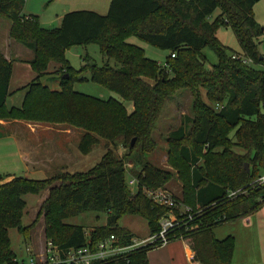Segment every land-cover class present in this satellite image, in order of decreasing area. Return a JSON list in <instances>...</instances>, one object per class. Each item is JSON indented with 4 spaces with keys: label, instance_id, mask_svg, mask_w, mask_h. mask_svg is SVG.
Listing matches in <instances>:
<instances>
[{
    "label": "trees",
    "instance_id": "16d2710c",
    "mask_svg": "<svg viewBox=\"0 0 264 264\" xmlns=\"http://www.w3.org/2000/svg\"><path fill=\"white\" fill-rule=\"evenodd\" d=\"M256 1L111 0L105 15L75 10L63 16L59 27L46 28L37 17L23 13L25 0H0V17L10 22V37L33 52L28 62L36 73L24 87L22 105L8 107L13 63L0 51V121L24 120L82 129L78 148L84 155L100 138L127 149L118 156L108 147L92 169L64 174L58 186H53L58 177L13 176L1 183L0 264L22 263L12 249L9 230L16 229L28 238L34 223L23 225L27 204L22 197L41 195L45 190V238L60 255L85 246L88 238L96 244L115 235L128 243L134 235L119 226L125 215L145 218L149 234L156 233L166 208L152 203L143 187L158 188L171 174L146 161L145 154L154 145L151 135L165 101L184 87L194 96V117L188 120L191 129L180 127L169 134L170 162L189 175L184 179V202L194 210L199 206L201 212L187 229L177 231L173 240L189 239L200 264H234L235 238L218 239L213 230L249 217L264 204V182L258 181L264 173V67H256L264 66V54L258 49L264 30L253 14ZM227 26L238 41L239 55L250 59L251 64L233 59L236 52L229 53L217 37L219 29ZM130 37L167 50L165 63L160 65L148 58L143 48L129 42ZM90 43L98 44L101 53L116 66L106 63L99 67L87 56L84 65L74 69L66 51ZM205 47L214 49L219 58L211 67L206 66ZM51 62L60 65L55 72L60 75V91L41 82ZM85 71L94 82L132 102L133 110L129 112L116 99L101 100L74 91V82L84 79L81 74ZM202 91L217 111L203 100ZM128 164L142 168L137 174L132 167L138 182L135 193L126 181ZM237 190L240 192L236 196H229ZM88 211L104 212L106 224L87 235L84 227L64 222ZM150 250H136L128 264H149Z\"/></svg>",
    "mask_w": 264,
    "mask_h": 264
},
{
    "label": "rangeland",
    "instance_id": "374dc122",
    "mask_svg": "<svg viewBox=\"0 0 264 264\" xmlns=\"http://www.w3.org/2000/svg\"><path fill=\"white\" fill-rule=\"evenodd\" d=\"M65 0H25V11L28 14L37 15L42 22L43 17L52 18L60 8L63 7V3ZM218 14V11L215 13L213 17ZM253 14L258 22V24L264 28V0H257L256 4L253 8ZM43 16V17H42ZM41 24V23H40ZM58 24H51L50 28L58 27ZM10 22L0 17V45L3 48L5 45L6 49L7 42H10V46L13 48H19L17 50V57L22 60L31 59L33 57V52L23 46L20 43H17L14 39H12L9 35ZM217 37L219 40L230 50L228 52L232 53V51L240 52V46L238 41L230 27H221L219 29ZM10 40V41H8ZM129 42L136 44L145 50V54L148 58L157 61L160 65H163L169 55L167 50L159 49L157 47L151 46L147 43L141 42L136 37H130ZM259 51L264 54V50L259 46ZM1 51V50H0ZM227 52V53H228ZM203 54L206 56L207 67H211L214 64L219 62V58L214 49L210 47H205L203 49ZM90 57L92 62L97 66L101 67L106 63H109L112 67L116 66V63L112 59H107L100 51L98 44L90 43L87 46H75L66 51V58L69 61L70 65L78 70L84 65V58ZM18 61L19 60H15ZM14 63H17L15 62ZM20 63V62H19ZM17 63L14 65L13 71V80L11 83V94L6 102V104L11 107L15 105H19V99L25 96L22 91L15 90V86L19 81L24 79L25 81V73L21 75V78L18 77V74L22 73V70L18 71L20 68V64ZM22 65V64H21ZM31 66V65H30ZM257 68H263L264 66H256ZM32 69V67H31ZM33 71V69H32ZM34 72V71H33ZM81 77L84 79L78 80L74 82L73 89L76 92L83 93L92 97L99 98L101 100H109L116 99L121 101L126 106L127 110L131 112L133 110L132 102L126 101L122 99L117 93L105 88L104 86L94 82L91 77L89 71L82 72ZM42 84L49 87L51 90L60 91L61 84L56 79H47L43 77ZM59 86V87H58ZM203 100L208 103L212 108L216 106L208 101L205 96V91H202ZM24 99V98H23ZM18 101L13 103V101ZM194 96L192 95V91L188 87L181 88L177 90L172 96H170L167 101H165L164 108L161 112V115L156 123V128L153 134L151 135L154 140L153 147L145 154L146 161L150 162L154 167L160 168L163 171L170 172L171 177L167 180L162 186L158 188H154L155 190L166 189L167 191L174 194V196L186 206L191 207L190 205L184 202L185 198V188H184V179L188 178L189 175L184 171H181L179 167L174 166L170 162V151L171 145L169 144V134L177 130L180 127H184L187 130L191 129L192 124L189 123V119L194 117ZM20 107V106H15ZM6 121V120H3ZM22 121L24 120H12L11 122ZM29 123H37L33 121H25ZM32 125V124H31ZM57 126H61L62 130L66 129H74L80 132L81 134L77 136L76 133H70V145L69 148L75 151L78 154V158L74 157L73 163L74 167L69 171H53V167L51 166L48 169L37 170L32 173V175L28 174H20L19 172L17 176H23L29 179H47L52 177H58L56 179L53 186H58L62 183V179L64 174H72L76 172H87L92 169L95 165H97L103 155L108 150V147L113 148L114 152L118 156H122L127 152V149L122 145L118 144L117 147H114L106 140L100 138L99 143L95 144L92 148V151L84 156L80 153L78 149V144L81 139V135L84 133L82 129L71 127L70 125L65 124H54ZM42 129H39L41 131ZM18 131H24L23 128H19ZM49 132L52 136V131L50 129H45L41 131L40 137L44 138V133ZM65 134L63 133V140L65 138ZM77 136V137H76ZM61 135H57L55 139H59ZM230 137L234 140L233 133H231ZM69 140V139H68ZM27 141V140H26ZM46 143V140H43ZM58 143V142H57ZM60 148L61 146L58 145ZM13 145L11 140L5 139L0 140V155H2L7 150H11ZM235 151L239 153H244L241 148L234 147ZM76 156V155H75ZM1 162V156H0ZM54 164H57V161H54ZM132 165L128 164V169L130 173L126 177L127 185L129 190L132 193H135L137 189V184L134 182L130 184V181L135 178L134 174H132V170L136 171L138 174L141 171L140 165H134L132 169ZM135 173V174H136ZM6 172H0V183L4 180L3 177L8 179ZM264 176V173L262 174ZM261 176V177H262ZM133 177V178H132ZM260 177V178H261ZM259 181V179H258ZM260 182V181H259ZM263 183V182H260ZM48 197V190H45L41 195L34 194H26L22 198L26 202L25 214L23 216V225L28 226L33 224L29 236L27 239L16 230L10 229L9 235L11 238L12 249L17 256V260L27 262L29 255L37 254L39 255V260L43 257L41 256L42 252L45 250V219L44 212L42 210V204L45 198ZM193 208V207H191ZM195 210H199L201 212V208L196 207ZM66 224L82 226L86 230V234L88 235L92 229L99 226H104L106 224V214L104 212L97 211H88L81 213L79 215L67 218L64 220ZM119 226L125 229H128L132 232L134 236L137 237H148L150 233V229L148 227V222L145 218L138 215H125L119 221ZM214 235L218 239H224L228 236H233L235 238L236 248L238 249L237 256L244 258L245 255L250 254V257L256 258L260 264L264 262V204L263 206L250 215L247 218H242L237 221L223 223L218 225L213 230ZM181 239V238H179ZM186 239V238H183ZM30 251V252H29ZM249 256V255H248ZM149 264H167L166 262L172 258L169 254V248H160L156 249L153 252L147 254ZM183 261L181 254L177 255V260L173 262H169V264H181ZM256 262V260H253ZM235 264V263H234ZM245 264V263H244Z\"/></svg>",
    "mask_w": 264,
    "mask_h": 264
},
{
    "label": "crops",
    "instance_id": "0c3cea01",
    "mask_svg": "<svg viewBox=\"0 0 264 264\" xmlns=\"http://www.w3.org/2000/svg\"><path fill=\"white\" fill-rule=\"evenodd\" d=\"M110 3L111 0H65V2L63 3V7L60 8V10H58L57 13L52 18L42 16L43 17L42 22H40V19L37 15H33L29 13L27 14L25 11V7L23 13L26 15H32L37 17L43 27L50 28L51 24H58L60 26L63 16L66 13L75 10H91L101 15H105L109 10ZM7 43H8L7 44L8 49H6L5 47L6 44H5L3 45V48L0 45V50L4 54V56L8 60H12L13 63L12 76L9 86V95L11 94V88H12L11 83L13 80L14 65L19 62L22 65L19 63L20 68L18 71L22 70V73L18 74V77L21 78V75L25 73L26 74L25 81L24 79L19 81L14 89L18 91H22V93L24 94L26 92L24 87L36 77V73L33 72L31 69V66L28 62L30 59H26V60L19 59V57H17V50L20 49L19 48L12 49V47L10 46V42ZM236 54L239 53L236 52ZM15 60H19V62ZM14 61L17 63H14ZM59 67L60 65L57 64L56 62H51L48 66V70H47L48 73L41 77V82L43 77H46L47 79H56L58 82H60V75H57L55 73L59 69ZM8 98L9 96L7 97V100ZM23 98L24 97L19 99V103H17L19 105H15V106H21L23 103ZM16 102L18 101L15 100L13 101V103ZM19 128H23L24 131L22 132L18 131ZM39 129H42L41 131L45 129L47 130L50 129L52 131V136L49 132L46 131V133L43 134L45 135V137L44 138L40 137L41 131H39ZM63 133L66 135L64 140H63ZM70 133L71 134L76 133L77 136L81 134L77 130L74 129L62 130L61 126L59 127L57 125L49 124V123H39V122L29 123L25 121L11 122V121H3V120L0 121V140L2 139L11 140V143L13 145V148H11V150H7L2 155H0L1 156L0 172L1 171L6 172L5 176H7L8 179H10L13 176H17L19 172H22L20 174L32 175V173L36 172L37 170H43V169L45 170L50 168L51 166L53 167L52 168L53 171L62 170L70 173L69 171H71V169L75 165L73 163L74 157L78 158V154H76L75 151L69 148L71 142L69 138L71 136ZM57 135H61V137L59 139H55ZM43 140H46L47 142L44 143ZM58 145H60L61 147L59 148ZM54 161H57V164H54ZM7 180L5 179L4 181ZM4 181H2L1 183H3ZM139 238H145V237H139ZM166 247L169 248V254L172 256V258L168 261L173 262L174 260H177V255L179 257V255L181 254L183 259L181 264H200L195 259V253L191 247L189 239L187 238L174 239L168 245L164 246V248ZM156 249H160V248H156ZM156 249H152L148 253L153 252ZM237 252L238 249L235 246V251L233 256V262L235 264H244V263L260 264L259 261L261 260L258 261L256 258L250 257V254H248L249 256L245 255L244 258H241L240 256L239 257L237 256ZM253 260H256V262H254ZM168 261L166 262L167 264H169Z\"/></svg>",
    "mask_w": 264,
    "mask_h": 264
},
{
    "label": "built area",
    "instance_id": "2783aa9c",
    "mask_svg": "<svg viewBox=\"0 0 264 264\" xmlns=\"http://www.w3.org/2000/svg\"><path fill=\"white\" fill-rule=\"evenodd\" d=\"M260 47L264 50V35L260 41ZM232 58L242 60L246 64L252 63L250 59L239 54H233ZM132 180L130 184L134 182L138 184L136 179ZM259 181L264 182V176L259 178ZM143 192L152 203L166 208V212L159 217V230L156 233L145 238L132 237L128 243H124L115 235H110L96 244H92L88 238L85 246L69 249L63 255L55 252L52 243L46 241L41 260L39 255L32 254L29 255L27 262L24 260L21 264H128L130 255L136 250L156 249L168 245L176 232L183 227L187 229L194 216L200 212L181 203L166 189L155 190L143 187ZM239 192L240 190L232 191L229 196H236Z\"/></svg>",
    "mask_w": 264,
    "mask_h": 264
},
{
    "label": "water",
    "instance_id": "95a60500",
    "mask_svg": "<svg viewBox=\"0 0 264 264\" xmlns=\"http://www.w3.org/2000/svg\"><path fill=\"white\" fill-rule=\"evenodd\" d=\"M263 30H264V28H263ZM134 142H135V139L132 140L131 144L133 145ZM245 166H246L247 171H249V165H248V163H246Z\"/></svg>",
    "mask_w": 264,
    "mask_h": 264
}]
</instances>
